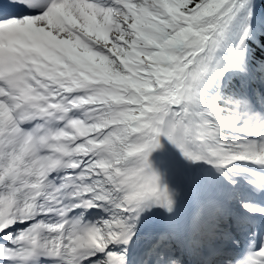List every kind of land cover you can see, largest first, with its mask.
<instances>
[{
    "label": "snow or ice",
    "instance_id": "6c2138e0",
    "mask_svg": "<svg viewBox=\"0 0 264 264\" xmlns=\"http://www.w3.org/2000/svg\"><path fill=\"white\" fill-rule=\"evenodd\" d=\"M169 148L260 202L185 198ZM245 218L264 222V0H0V264H264Z\"/></svg>",
    "mask_w": 264,
    "mask_h": 264
},
{
    "label": "bare ground",
    "instance_id": "6f19581e",
    "mask_svg": "<svg viewBox=\"0 0 264 264\" xmlns=\"http://www.w3.org/2000/svg\"><path fill=\"white\" fill-rule=\"evenodd\" d=\"M166 154L168 155L170 175L174 179L175 187H178L181 191H192L193 179L196 176L202 177L204 175V184L211 182L212 184H215L217 186V190L220 191V194L225 193L223 191V188L219 184V182L221 181L220 177L214 172V170L209 169V167L203 168L201 167V165L195 166L196 170H192L191 165H189L187 162L183 161L184 163H181V158L171 148H169ZM244 223L247 225H251L252 228L256 225L253 219L245 218Z\"/></svg>",
    "mask_w": 264,
    "mask_h": 264
},
{
    "label": "rangeland",
    "instance_id": "374dc122",
    "mask_svg": "<svg viewBox=\"0 0 264 264\" xmlns=\"http://www.w3.org/2000/svg\"><path fill=\"white\" fill-rule=\"evenodd\" d=\"M181 163L183 164V160L181 159ZM219 176V174H217ZM220 182L219 184L221 185V187L223 188V191L225 193H222V195L224 194V196L231 198L234 195H240L243 196L246 199H251L256 203H259L260 197L259 196H253L251 190L248 188L247 185H245L243 182L240 184V186L238 188L235 189H230L227 187V185L223 182V180L220 178Z\"/></svg>",
    "mask_w": 264,
    "mask_h": 264
}]
</instances>
